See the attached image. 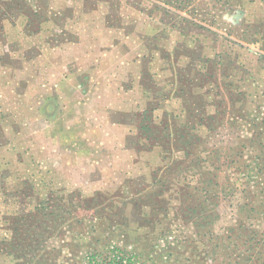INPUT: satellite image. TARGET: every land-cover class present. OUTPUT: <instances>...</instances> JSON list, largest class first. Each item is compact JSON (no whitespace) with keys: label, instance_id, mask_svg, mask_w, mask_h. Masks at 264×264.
<instances>
[{"label":"rangeland","instance_id":"rangeland-1","mask_svg":"<svg viewBox=\"0 0 264 264\" xmlns=\"http://www.w3.org/2000/svg\"><path fill=\"white\" fill-rule=\"evenodd\" d=\"M80 37L135 103L75 107L112 140L47 168L44 52ZM0 85V264H264V0H0Z\"/></svg>","mask_w":264,"mask_h":264},{"label":"crops","instance_id":"crops-1","mask_svg":"<svg viewBox=\"0 0 264 264\" xmlns=\"http://www.w3.org/2000/svg\"><path fill=\"white\" fill-rule=\"evenodd\" d=\"M67 46H58L50 49V52H44V113L41 116L44 118V145L49 146L45 151L56 154L55 159L50 160L51 164L48 162L49 160H46L49 163L47 168L52 169L70 166L75 168L74 164L76 161L72 154L76 150L80 151L79 138L82 133H84L82 136L86 135L88 138H91V136L96 137L99 133L101 136L108 138V141L112 140L113 130L106 126L101 128L93 125L92 129L89 127L83 132L78 129L76 122L79 120L75 114V107L81 104L86 106L101 104L100 110L94 109V112L98 111L99 115L106 114V119L112 120L109 115L113 114L115 106H128L135 103V99L130 96V92H133L131 91L133 89H129L127 84H125L128 83L127 79H125L124 83L122 73L119 72V78H114V81H112L111 78H108L109 74L105 71L113 63L120 65V70L122 71V59H120V62L118 61L120 57H123L121 52L120 55L118 52L82 50L81 47L84 46L82 37L79 38L78 42H72L71 45ZM114 53H117L120 57L118 59L117 57L116 59L112 57V59L110 55ZM1 87L0 85V89ZM93 87L103 90L101 93L97 92L96 95L98 97L96 99L91 94L93 93ZM134 89H138L136 84ZM83 98L85 100H82ZM5 107L6 110L3 113L7 114L6 119L3 117L5 114H0V121L3 125L2 135L9 140L12 139V135L18 138L22 137L20 127L26 124L16 127V116H13L17 114L19 109L11 106L13 108L9 111L10 106ZM10 120L13 121L14 125H12ZM18 120L22 121L19 118ZM61 121H65V124L62 125ZM86 122H88V125H92L89 120H86ZM17 129L21 134L15 133ZM51 145L53 146L50 147ZM10 146L11 143L9 148L14 149L13 152L15 153L16 151H24L22 147ZM119 148L118 153H121ZM92 149L95 151V147H92ZM100 149H108L110 153L117 151L113 144H101ZM53 154L51 157L54 156ZM62 163L66 164L62 165Z\"/></svg>","mask_w":264,"mask_h":264},{"label":"trees","instance_id":"trees-1","mask_svg":"<svg viewBox=\"0 0 264 264\" xmlns=\"http://www.w3.org/2000/svg\"><path fill=\"white\" fill-rule=\"evenodd\" d=\"M95 259L94 257L92 258ZM134 257L129 254H125L121 250H117L114 252L113 256L111 258H107L104 262V264H133ZM95 264H100L94 261Z\"/></svg>","mask_w":264,"mask_h":264}]
</instances>
